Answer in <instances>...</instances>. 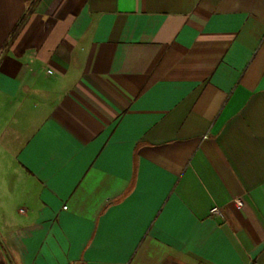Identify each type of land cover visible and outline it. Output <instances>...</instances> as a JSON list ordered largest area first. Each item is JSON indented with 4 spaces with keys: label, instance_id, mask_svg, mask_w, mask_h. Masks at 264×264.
<instances>
[{
    "label": "crops",
    "instance_id": "0c3cea01",
    "mask_svg": "<svg viewBox=\"0 0 264 264\" xmlns=\"http://www.w3.org/2000/svg\"><path fill=\"white\" fill-rule=\"evenodd\" d=\"M0 264H264V0H0Z\"/></svg>",
    "mask_w": 264,
    "mask_h": 264
},
{
    "label": "built area",
    "instance_id": "2783aa9c",
    "mask_svg": "<svg viewBox=\"0 0 264 264\" xmlns=\"http://www.w3.org/2000/svg\"><path fill=\"white\" fill-rule=\"evenodd\" d=\"M48 73H51V72L48 71ZM235 202H236V205H237V206H240V205H241V202H240L239 200H236ZM64 209H66V207H64ZM211 214H212V215L218 214V208H213V209L211 210Z\"/></svg>",
    "mask_w": 264,
    "mask_h": 264
}]
</instances>
